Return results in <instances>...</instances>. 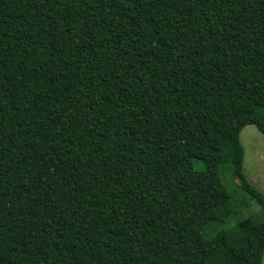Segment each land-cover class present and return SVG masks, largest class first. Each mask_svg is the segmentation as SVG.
Returning a JSON list of instances; mask_svg holds the SVG:
<instances>
[{"label": "trees", "instance_id": "1", "mask_svg": "<svg viewBox=\"0 0 264 264\" xmlns=\"http://www.w3.org/2000/svg\"><path fill=\"white\" fill-rule=\"evenodd\" d=\"M248 125L264 0H0V264H262Z\"/></svg>", "mask_w": 264, "mask_h": 264}, {"label": "rangeland", "instance_id": "2", "mask_svg": "<svg viewBox=\"0 0 264 264\" xmlns=\"http://www.w3.org/2000/svg\"><path fill=\"white\" fill-rule=\"evenodd\" d=\"M239 140L244 150L243 173L255 188L264 193V135L258 132L254 126L248 125L241 130ZM222 172L223 169L220 170L221 176ZM223 183L229 188L238 189L237 181L232 179L226 172L224 173ZM237 205L242 209L241 216H251L256 220L264 221V209L248 203L242 193L238 195ZM234 222L235 220L232 219L229 223ZM262 264H264V255Z\"/></svg>", "mask_w": 264, "mask_h": 264}]
</instances>
